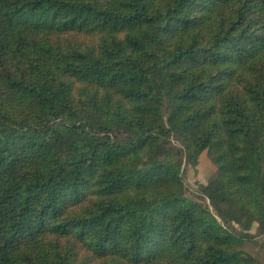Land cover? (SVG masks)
<instances>
[{
	"label": "trees",
	"instance_id": "obj_1",
	"mask_svg": "<svg viewBox=\"0 0 264 264\" xmlns=\"http://www.w3.org/2000/svg\"><path fill=\"white\" fill-rule=\"evenodd\" d=\"M255 225L264 0H0V264H262Z\"/></svg>",
	"mask_w": 264,
	"mask_h": 264
},
{
	"label": "rangeland",
	"instance_id": "obj_2",
	"mask_svg": "<svg viewBox=\"0 0 264 264\" xmlns=\"http://www.w3.org/2000/svg\"><path fill=\"white\" fill-rule=\"evenodd\" d=\"M215 174L216 167L205 151L201 154L197 166H187L183 168L186 196L197 200L204 205H209V201L203 197L202 186L207 185ZM257 227L258 226L255 225L251 231L254 238L252 240L243 241L239 250L245 254L256 257L262 264H264V235L258 233ZM236 231L240 232V228L236 227Z\"/></svg>",
	"mask_w": 264,
	"mask_h": 264
}]
</instances>
